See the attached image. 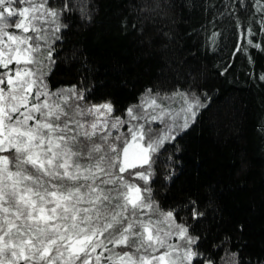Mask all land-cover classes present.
<instances>
[{
	"label": "trees",
	"instance_id": "obj_1",
	"mask_svg": "<svg viewBox=\"0 0 264 264\" xmlns=\"http://www.w3.org/2000/svg\"><path fill=\"white\" fill-rule=\"evenodd\" d=\"M240 2L55 0L70 5L67 27L44 48L50 92L75 88L118 116L148 93L200 98L194 122L154 156L151 178L155 203L200 238L194 264H264V13ZM190 200L204 213L195 221Z\"/></svg>",
	"mask_w": 264,
	"mask_h": 264
},
{
	"label": "snow or ice",
	"instance_id": "obj_2",
	"mask_svg": "<svg viewBox=\"0 0 264 264\" xmlns=\"http://www.w3.org/2000/svg\"><path fill=\"white\" fill-rule=\"evenodd\" d=\"M255 7L264 13L262 0ZM69 8L55 0H0V264H191L202 255L192 250L200 238L175 223L178 210L161 211L149 182L153 155L204 105L195 93L160 104L150 97L122 120L111 116L110 102L70 103L85 99L75 88L50 93L44 68L52 51L45 55L41 32L45 24L55 26L53 35L67 27L59 21ZM259 19L264 29V14ZM252 23L246 21L250 35ZM175 96L183 106L173 114L163 101ZM164 116L171 123L154 130L151 122ZM184 207L194 221L204 216L194 200ZM173 235L183 243H171ZM204 261L213 264L209 257L197 264Z\"/></svg>",
	"mask_w": 264,
	"mask_h": 264
},
{
	"label": "rangeland",
	"instance_id": "obj_3",
	"mask_svg": "<svg viewBox=\"0 0 264 264\" xmlns=\"http://www.w3.org/2000/svg\"><path fill=\"white\" fill-rule=\"evenodd\" d=\"M28 5H13V7L14 8H19V7H27ZM37 27H40V25L38 24L37 25ZM54 25H52V24H45V25H43V31L41 32V35H46L47 37H48V39H47V41H44V40H41L40 41V43H41V45H42V47H43V49L44 48H48L49 47V45H50V41H51V39L55 36V34H56V32L54 33V35H53V30H54ZM12 31L13 32H16V33H19L20 32V30H16V29H12ZM26 35H36L35 33H32V32H30V33H28V34H26ZM44 72H45V68H44ZM46 84H47V82H46V77H45V81H44ZM48 91H49V89H48ZM62 90H60V91H56V92H50V93H58V92H61ZM175 95V94H174ZM174 95H170V96H168V97H173ZM150 97H156V99H157V103L158 104H160L161 103V98L162 97H166V96H164V95H154V94H150V93H148L147 95H145L142 99H141V102H139V104L138 105H141V104H143L145 101H149L150 102V100H149V98ZM70 103H80L81 105H88V106H91V105H101V104H105V103H100V104H89V103H83V102H81V101H75L74 99L73 100H70ZM163 106H164V108L165 109H171L172 110V112H173V114H175L176 112H179L180 111V109H181V107L183 106L182 105V103H181V101H180V98H179V96H175V98L174 99H166V100H164L163 101ZM149 111H152V109H148ZM199 110V109H198ZM198 110H197V112H198ZM138 111H139V109H138ZM157 111H158V109H157ZM111 116L112 117H119L120 119H122V120H127L128 119V116H127V113H126V115L125 116H118V115H116L115 113H114V111L111 113ZM195 119H196V116H195ZM194 119V120H195ZM171 120H172V116H164L163 117V119H160V120H156V121H154V122H151V124H150V126L154 129V130H156V129H159V130H163L164 128H165V125H166V123H171ZM194 120H190L189 121V126L194 122ZM179 122H183V118L181 117L180 118V120H179ZM134 123V122H133ZM130 125H125L124 127H122V128H120L119 129V131L120 132H125V130H126V128L127 127H129ZM186 130V129H185ZM185 130H183V131H185ZM183 131H179L177 134H176V136L178 135V134H180V133H182ZM116 134V130H113V135H115ZM166 143V142H165ZM157 153H159V151L157 152ZM157 153H155L154 155H153V158H154V156H156V154ZM146 167V166H145ZM152 167H153V163H152ZM139 170V169H138ZM152 171H153V168L151 169ZM126 175V178H128V176H127V174H125ZM152 178V177H151ZM131 182H133V183H136L138 186H140L141 188H143L145 185H144V182L143 181H141V180H139L138 178H133L132 179V181ZM149 186L151 187V179H150V182H149ZM162 211V210H161ZM164 212H167V211H164ZM154 219H155V217H153ZM175 223L176 224H180L176 219H175ZM161 227H163V228H165V230H167V226L166 225H161ZM170 242L171 243H173V244H182L183 243V241L182 240H180V238L178 237V236H176V235H173L172 237H171V240H170ZM125 250H127V249H123V248H121V249H119V251H125ZM192 250L195 252V249H194V245L192 246ZM197 257V256H196ZM196 257H194L193 259H192V261H191V264H194L195 263V259H196Z\"/></svg>",
	"mask_w": 264,
	"mask_h": 264
}]
</instances>
